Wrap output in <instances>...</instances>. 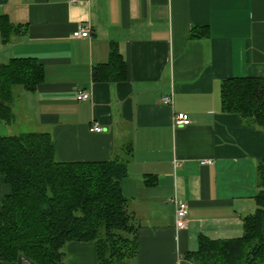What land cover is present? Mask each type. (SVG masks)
<instances>
[{"label":"crops","instance_id":"1","mask_svg":"<svg viewBox=\"0 0 264 264\" xmlns=\"http://www.w3.org/2000/svg\"><path fill=\"white\" fill-rule=\"evenodd\" d=\"M81 23L90 37H73ZM114 50L125 77L95 79ZM13 57L36 58L44 79L14 87L0 137L49 132L59 161H124L122 192L139 224L133 264H195L185 255L201 235L243 234L264 131L224 111L221 89L227 78L264 76V0H0V64ZM83 91L88 99L77 98ZM182 112L191 122L175 126ZM11 190L0 174V212ZM178 201L189 204L184 228ZM65 252L64 264H98L95 241Z\"/></svg>","mask_w":264,"mask_h":264},{"label":"trees","instance_id":"2","mask_svg":"<svg viewBox=\"0 0 264 264\" xmlns=\"http://www.w3.org/2000/svg\"><path fill=\"white\" fill-rule=\"evenodd\" d=\"M125 61L94 69L95 79L125 77ZM44 79L33 57L0 64V117L13 121V89L34 90ZM223 109L264 131V76L227 78L221 89ZM0 174L12 187L0 212V259L25 255L36 264H64L71 241H95L98 264H133L139 251V224L129 211L122 180L126 163L62 162L49 132L0 137ZM256 210L243 218V234L213 239L201 235L199 247L185 256L195 264H264V159L257 166Z\"/></svg>","mask_w":264,"mask_h":264},{"label":"built area","instance_id":"3","mask_svg":"<svg viewBox=\"0 0 264 264\" xmlns=\"http://www.w3.org/2000/svg\"><path fill=\"white\" fill-rule=\"evenodd\" d=\"M73 37H80V38H86L90 37L91 30L89 26L85 23H81L77 26V28L73 31ZM90 97L89 92H79L77 98L78 99H88ZM162 101L164 103H171L172 98L171 96H163ZM191 120L189 116L186 113H178L175 115L174 119V125L175 126H185L190 124ZM91 130L100 132L103 130V127L99 124H93L91 126ZM210 160H203L202 163H210ZM179 162L176 161V165H178ZM188 206L189 204L185 201H178L176 202V225L177 227L184 228L187 225V212H188Z\"/></svg>","mask_w":264,"mask_h":264}]
</instances>
